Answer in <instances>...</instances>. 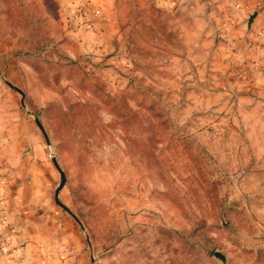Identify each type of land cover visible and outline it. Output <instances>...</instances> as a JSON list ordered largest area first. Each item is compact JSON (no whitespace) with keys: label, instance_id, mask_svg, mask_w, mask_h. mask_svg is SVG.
I'll list each match as a JSON object with an SVG mask.
<instances>
[{"label":"rangeland","instance_id":"rangeland-1","mask_svg":"<svg viewBox=\"0 0 264 264\" xmlns=\"http://www.w3.org/2000/svg\"><path fill=\"white\" fill-rule=\"evenodd\" d=\"M69 3L0 0V204L60 219L0 264H264V0Z\"/></svg>","mask_w":264,"mask_h":264},{"label":"crops","instance_id":"crops-1","mask_svg":"<svg viewBox=\"0 0 264 264\" xmlns=\"http://www.w3.org/2000/svg\"><path fill=\"white\" fill-rule=\"evenodd\" d=\"M79 1L67 0V3L71 2V4L69 3L70 7L63 6L66 21H68V18H72L73 22L79 25L78 28H70L68 30L72 38L76 41L79 52L102 54V52L110 50L114 37L113 31L110 29L111 23L101 19V17L107 15L108 7L102 4V0H90V7L98 8L100 15L94 18L93 29H85L82 24L83 19L77 10ZM104 13L106 14L104 15ZM31 207L23 201L17 202L16 195L14 198L9 196L0 204V241H11L21 237L27 240V236L33 235L31 234L32 231H36L35 233H37L47 223H50V226L59 225L60 219L57 215L51 214L49 218L43 219L42 214L32 213L34 210Z\"/></svg>","mask_w":264,"mask_h":264},{"label":"built area","instance_id":"built-area-1","mask_svg":"<svg viewBox=\"0 0 264 264\" xmlns=\"http://www.w3.org/2000/svg\"><path fill=\"white\" fill-rule=\"evenodd\" d=\"M77 7L79 15L83 19V27L85 29H93L94 18L100 15V10L98 8H91L89 0H80ZM8 251L7 245L0 243V255Z\"/></svg>","mask_w":264,"mask_h":264},{"label":"water","instance_id":"water-1","mask_svg":"<svg viewBox=\"0 0 264 264\" xmlns=\"http://www.w3.org/2000/svg\"><path fill=\"white\" fill-rule=\"evenodd\" d=\"M255 15H256V12L252 13L249 16L248 21H247L248 25H250V23L252 22V20H253V18H254ZM51 160H52L54 166L56 167V169L58 170V172L60 174V181H59L57 187L54 190V199L56 201H58V192H59L60 188L62 187V185L64 183V175H63V172H62L60 166L58 165V163H57V161H56V159H55L54 156H52ZM63 207H64V205H63ZM64 208L66 209V207H64ZM66 210L72 215V213L68 209H66ZM74 218L77 219L75 216H74Z\"/></svg>","mask_w":264,"mask_h":264}]
</instances>
